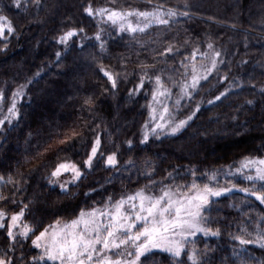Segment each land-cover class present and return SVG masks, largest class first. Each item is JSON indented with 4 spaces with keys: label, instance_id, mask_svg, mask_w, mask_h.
<instances>
[{
    "label": "trees",
    "instance_id": "16d2710c",
    "mask_svg": "<svg viewBox=\"0 0 264 264\" xmlns=\"http://www.w3.org/2000/svg\"><path fill=\"white\" fill-rule=\"evenodd\" d=\"M187 2L192 6L191 19L179 17L170 27L153 25L146 33L133 35L118 34V26L111 24L106 16L83 15V6L91 3L96 9L151 11V6L159 3L185 11L182 6L185 0H41L39 9L28 0L27 10L12 7V0H0V14L16 30L7 41H0V48L7 44V50L0 51V91L4 92L0 114H7L13 91L34 78L25 89L23 99L17 98L19 121L0 130V176L7 179L11 174L18 178L16 174L23 173L19 192L10 184L0 185V191L10 196L7 203L0 202V209L13 214L28 205L22 222L35 228L37 235L57 220H72L86 207L104 204L109 197L112 201L118 200L126 192L143 188L150 182L144 174L153 169L151 181L164 182L149 189L155 193L165 186L176 190L178 185H191L192 170L199 186L210 183V177L215 174L218 179L211 181L212 185L251 187L243 175H254V171L245 169L240 174L236 170L245 157L264 158V95L260 92L264 89V0ZM70 27L84 31L65 52L63 46L55 43V38ZM98 32L105 42L104 51L94 39ZM185 40L190 41L186 46ZM81 42L83 48L77 46ZM209 42L221 51L224 63L210 79L201 82L191 99L186 97L177 105L179 116H186L197 104L201 105L200 110L177 135L162 136L159 140L150 137L147 143L141 144L143 126L149 121L153 83L146 82L143 89L129 96V91L139 83V66L156 64L157 73L163 70L165 86L177 93L178 84L185 79L181 61L188 57L190 74L193 48L207 51ZM169 43L180 51L164 62L157 53ZM57 52L62 53L58 63ZM241 61L248 63L241 64ZM205 62L199 57L196 60V64ZM101 66L120 74L115 91L99 71ZM38 72L40 75L36 76ZM225 75L227 81L221 82L220 77ZM229 87L231 92L226 98L208 104ZM87 96L95 100L91 111L82 107ZM248 100L254 103L247 105ZM85 123L88 128L84 129L83 139H77L72 146H59L61 151L54 150L57 139L63 138L57 137V133ZM96 134L101 137L103 158L98 156L93 167L87 169L83 161ZM49 146L53 151L37 159V153ZM112 153L117 154V166L107 167L105 159ZM63 158L80 165L83 172V178L66 191L49 185L47 179L51 168ZM13 198L17 203H12ZM214 200L213 223L209 226L219 228L221 235H198L195 247L207 248L205 264H239V259L233 257V248L240 246L232 237L244 229L254 238L257 223L264 217V205L254 197L245 198L238 191ZM260 227L264 228V224ZM35 235L27 240L21 238L15 252L9 255L20 257L22 252L26 258L38 255L39 250L31 245ZM10 243L7 228L0 229V254ZM246 249L245 256L250 254L254 258L247 264H264V249L255 244L247 245ZM183 259L186 261V254ZM145 264L175 262L168 254L155 250V255L149 256Z\"/></svg>",
    "mask_w": 264,
    "mask_h": 264
},
{
    "label": "snow or ice",
    "instance_id": "6c2138e0",
    "mask_svg": "<svg viewBox=\"0 0 264 264\" xmlns=\"http://www.w3.org/2000/svg\"><path fill=\"white\" fill-rule=\"evenodd\" d=\"M31 2L37 9L41 6V0H31ZM11 6L17 10H20L21 7L27 10L29 5L28 0H12ZM182 6L185 11H179L177 8H166L159 3L152 5L151 11H118L106 8L96 9L89 3L87 6H83V15L88 17L106 16L111 24L118 26V34L127 32L134 35L138 32L146 33L153 25L170 27L179 17L191 19V4L185 0ZM132 18L136 19V23H133ZM83 31V28H67L55 38V43L63 46L67 52L73 46L74 38ZM15 34L16 30L11 21L5 15L0 14V41H7L9 37ZM85 39L90 38L85 37ZM94 39L99 43L101 51H104L105 42L102 34L98 32ZM189 43L188 40L184 41L185 46ZM77 46L83 48V43L81 42ZM6 50L7 44L5 43L0 51ZM179 51L178 47L169 43L162 52L157 53V57L166 62L170 56L179 54ZM221 56V51L216 50L212 42L207 43V51H201L199 47L193 48L190 74L186 63L188 57L183 58L181 66L185 69L183 73L185 79L178 84L179 98L175 101L176 105H180L185 97L191 99L201 86V82H206L211 78V75L218 70L219 65L224 63ZM56 57L58 63L62 58V53L57 52ZM157 57H153V59H157ZM198 57L207 63H201L197 67L196 60ZM247 63L248 61H241V64ZM139 70L141 72L139 83L129 91V96L143 89L146 82L154 84L152 102L148 105L151 123L146 122L143 126V138L140 143H147L150 136H155L159 140L161 136L177 135L188 126L189 121L193 120L201 105L197 104L196 109L189 116L178 121L170 118L169 109L164 106V111L160 114V119L157 120L156 110L152 104L158 102L159 97H171L172 90L165 86L162 78L163 70L159 73L156 72V64H141ZM99 71L106 78L110 89L115 91L118 88L120 74L110 72L103 66L99 68ZM152 73L156 74L152 75ZM39 75L38 72L36 76ZM33 79H29L28 84H31ZM227 79V75L220 77L221 82H225ZM28 84L20 85L13 91L7 114L0 118V130L5 125L12 127L14 123L19 121L21 113L17 98L23 99ZM105 90L107 91L108 88ZM230 92L231 87L225 88L219 95L209 100L208 104L221 101ZM260 92L264 95V89H261ZM3 99L4 92L0 91V102ZM245 103L252 105L254 101L248 100ZM94 104L95 100L92 96L83 98L82 107H86L89 111ZM85 128H88L86 123L74 125L64 133H57V137L62 135L63 138L57 139V147L54 150L61 151L63 149L59 146H72L77 139H83ZM131 143V141L128 142L129 147H131ZM100 148L101 137L96 134L95 139L91 142L87 159L83 161L85 168L91 169L98 156L103 158ZM49 151H53L51 146L46 147L44 152H38L37 159L44 157ZM116 155V153H112L107 156L105 160L107 167L117 166ZM245 169L249 172L254 171V175H243V179L249 182L251 187L237 188L235 185L232 187H212L211 181L218 179L215 174L210 177V183L201 187L195 183V170H192L193 183L191 185H178L175 191L171 187L165 186L161 188L159 194L149 191V189L155 188L156 183H164L163 181H151L150 177L154 174L153 169L144 174L149 178V184L134 194L127 197L122 196L114 204L112 197H109L105 208H93L91 211L82 209L75 219L63 223L57 220L55 223L45 226L38 235H35V228L22 222L28 205L20 208L19 212L13 213L6 224L7 213L4 209H0V229L7 228V238L11 242L8 249L0 254V264H17V261L20 264H145V260L149 256L155 255V250L168 254L175 264H205L208 250L207 248L200 250L195 247V238L198 234H202L204 237H219L221 235L219 228L213 229L209 226L213 223L211 216L215 203L213 198L238 191L243 193L245 198L254 197L256 201L264 205V158L245 157L236 171L242 174ZM68 173H71L72 179L59 184L62 191H66L69 185L82 179L83 172L80 165L71 159H60L51 168L47 176L49 185H56L59 178ZM16 175L18 178H14L11 174L7 179L0 176V185L10 184L16 192H19L22 189L23 173ZM169 175L171 176V174ZM182 189H187V191H182ZM11 196L14 197L15 192ZM9 199V195L0 191V202L7 203ZM12 203L15 204L17 201L13 198ZM261 224H264V217H261L257 223L254 238H251V232H246L244 229H240V235H233V240L240 246L233 248V257L239 259V264H247L248 260L254 259L250 254L245 256L247 245L255 244L260 249H264V228L260 227ZM17 229L19 230L17 231ZM30 235H35L31 244L34 249L39 250L38 255L27 258L23 252L20 257L9 255V252H15L16 243L21 238L27 240ZM189 244L192 245L191 248H189ZM185 254L186 261L183 259Z\"/></svg>",
    "mask_w": 264,
    "mask_h": 264
},
{
    "label": "rangeland",
    "instance_id": "374dc122",
    "mask_svg": "<svg viewBox=\"0 0 264 264\" xmlns=\"http://www.w3.org/2000/svg\"><path fill=\"white\" fill-rule=\"evenodd\" d=\"M205 63H207V62H205ZM199 65L200 64H197V67H199ZM189 78H190V76H189ZM153 87H154V84H153ZM167 87V86H166ZM168 88L169 89H171L170 88V86H168ZM172 90V89H171ZM153 91V90H152ZM179 90L177 91V93H174V91L172 90V95H171V97H159V99H158V102H156V103H153L152 104V107L156 110V119L157 120H159L160 119V114L164 111V106H167L168 107V109H169V113H170V118H172V119H175V120H180V119H185L187 116H189L193 111H191L190 113H188L186 116H179V114H178V111H180V109L177 107V105H176V103H175V101L179 98ZM186 98V97H185ZM18 100V99H17ZM150 103L152 102V93H151V96H150ZM149 103V104H150ZM2 113L0 114V118H2ZM148 123H151V117H150V108H149V121H148ZM144 131V130H143ZM143 133V132H142ZM150 137H155V136H150ZM162 137V136H161ZM107 158V157H106ZM106 160V159H105ZM72 179V177H71V173H68V174H64V175H62L60 178H59V181H58V183L56 184V185H54V186H56V187H58V189L59 190H61L60 189V187H59V184L60 183H63L64 181H69V180H71ZM78 182V181H77ZM76 182V183H77ZM76 183H74V184H71V185H69V187L70 186H72V185H75ZM211 186L212 187H226V186H222V185H212L211 184ZM202 187V186H201ZM137 190H135V191H131V192H126L123 196L124 197H127V196H129V195H132V194H134L135 192H136ZM175 191V190H174ZM160 193V191H158V193H156V194H159ZM214 199V198H213ZM119 200V199H118ZM118 200H113L112 202H113V204L116 202V201H118ZM106 204H107V201L104 203V204H99V205H93V206H91V207H86V208H84L83 210H85V211H91L93 208H96V209H103V208H105V206H106ZM81 211V210H80ZM80 211L77 213V215L75 216V218L79 215V213H80ZM11 215H12V213H7V216L5 217L6 219H7V222L10 220V217H11ZM75 218H73V219H75ZM71 221V220H70ZM62 222V221H61ZM67 222H69V221H67ZM63 223V222H62ZM19 229H17V231H18ZM39 233H37V235H38ZM198 235H201V234H198ZM197 235V236H198ZM35 238V236L34 237H32L31 238V240L32 239H34ZM32 245V244H31ZM191 246H190V244H189V248H190ZM157 251H159V250H157Z\"/></svg>",
    "mask_w": 264,
    "mask_h": 264
}]
</instances>
